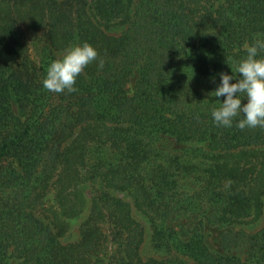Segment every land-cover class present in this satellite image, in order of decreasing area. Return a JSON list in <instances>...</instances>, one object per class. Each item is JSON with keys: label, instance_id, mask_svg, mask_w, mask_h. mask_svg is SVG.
Listing matches in <instances>:
<instances>
[{"label": "trees", "instance_id": "16d2710c", "mask_svg": "<svg viewBox=\"0 0 264 264\" xmlns=\"http://www.w3.org/2000/svg\"><path fill=\"white\" fill-rule=\"evenodd\" d=\"M0 6V264H264V128L211 115L220 74L238 78L244 45L264 40V0ZM84 43L98 59L77 91L44 89L49 65ZM48 193L64 215L87 205L76 241L43 220ZM135 214L159 257L141 258Z\"/></svg>", "mask_w": 264, "mask_h": 264}, {"label": "clouds", "instance_id": "9594fccd", "mask_svg": "<svg viewBox=\"0 0 264 264\" xmlns=\"http://www.w3.org/2000/svg\"><path fill=\"white\" fill-rule=\"evenodd\" d=\"M246 58L238 62L234 75L221 73V83L214 92L215 97H226L219 108L212 110V118L216 125L240 130L246 128H264V58L258 59L264 52V40H256L245 44ZM98 59V53L88 43L70 46L65 49L61 58L54 60L47 68L43 87L52 93H72L76 79L84 69ZM104 61H99L102 68ZM233 72V71H232ZM236 82L232 83L231 81ZM247 103L242 104V99Z\"/></svg>", "mask_w": 264, "mask_h": 264}, {"label": "rangeland", "instance_id": "374dc122", "mask_svg": "<svg viewBox=\"0 0 264 264\" xmlns=\"http://www.w3.org/2000/svg\"><path fill=\"white\" fill-rule=\"evenodd\" d=\"M3 1V0H2ZM0 0V4L2 2ZM3 8V6H0V10ZM110 33H117L118 29H109ZM13 34L15 36L20 37V40L23 42L24 46L26 47V53L28 54L29 58L33 61H37V57L35 54V45H36V37L30 36L29 32L26 30V28L19 24L18 27L15 28ZM130 86V84H129ZM120 195V194H119ZM48 199H46L45 203L41 207V212L43 214V220L49 221L51 224H54L59 240L63 243L65 242H74L79 238L78 235V226L80 222L83 220L87 213V205L84 206L82 211L76 212L75 214L71 215H64L61 213V211L56 208V201L52 197L50 193H48ZM134 217L142 224L144 228V235H143V242L140 249V255L142 259H145L147 257H159L157 254H154L153 249L150 246L149 241V229L146 225V223L142 220V218L135 214ZM261 225V219L259 218L256 220L253 224H251L252 229L256 230ZM246 228V227H245ZM217 230L213 228H208L205 232V238L208 243V245L211 248H217V242H216V235ZM9 264H17V262L14 259L9 260Z\"/></svg>", "mask_w": 264, "mask_h": 264}]
</instances>
